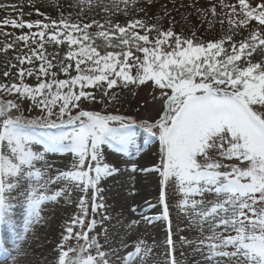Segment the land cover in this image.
Listing matches in <instances>:
<instances>
[{"label":"snow or ice","instance_id":"snow-or-ice-1","mask_svg":"<svg viewBox=\"0 0 264 264\" xmlns=\"http://www.w3.org/2000/svg\"><path fill=\"white\" fill-rule=\"evenodd\" d=\"M227 7L237 17H229L230 25L249 27L255 22L239 42L231 34L210 41L199 40L195 33L182 37L172 27L164 29L139 18L123 25L111 20L102 24L61 14L45 23L25 21L21 12L19 19L0 21L3 27L39 29L16 36L0 49L7 52L17 41L25 47L30 41L38 45L16 57L19 83H0V97L15 96L0 98V225H6L19 242L15 256L0 243L4 261L12 257V264H21L18 257L27 255L23 245L43 219L44 206L71 202L77 189L79 212L57 245L55 264H181L176 252L185 247L193 254L189 264H264V0H236ZM211 11L215 13V7ZM37 13L44 15L38 9ZM45 42L67 44L60 71L68 79H57ZM33 59L41 61L38 69L23 67ZM33 74L38 83H24V77ZM149 81L160 92L163 111L154 123L144 121L140 127L158 137L160 164L140 170L161 177L159 201L168 222L164 261L154 244L138 241L128 251L120 241L113 248L109 231L103 228L112 217L107 215L100 183L122 171L105 162L103 146L126 155L133 148L138 152L136 121L80 108L82 100H95L88 88L108 96L117 87ZM20 98L31 101L39 114L24 115ZM59 153L73 156L71 168L54 170L48 154ZM136 170L132 164L131 171ZM170 185L176 193L177 215L187 220L186 228L176 232ZM89 210L95 215L83 230ZM97 215L102 233L90 235L98 226ZM21 221L23 234L17 231ZM76 225L82 230L74 231ZM192 231L195 237L180 234ZM72 239L76 246L68 245Z\"/></svg>","mask_w":264,"mask_h":264},{"label":"rangeland","instance_id":"rangeland-1","mask_svg":"<svg viewBox=\"0 0 264 264\" xmlns=\"http://www.w3.org/2000/svg\"><path fill=\"white\" fill-rule=\"evenodd\" d=\"M235 4L236 0H152L151 4L148 3V0H0V5L6 6L0 8V21L5 17L19 19L21 12L25 21L40 19L45 23L48 22L49 18L58 19L61 14L65 17L70 15L73 21L83 20L88 23L95 19L102 24L106 20H111L113 23L119 22L123 25L129 19L139 18L149 24H159L164 29L172 27L173 30H178L185 36H190V34L203 27L209 35L217 34L219 37L224 38L231 34L233 40L239 42L250 34L255 22L250 21L249 27L237 28L235 25H230L229 17L233 20L237 17L232 14V9L227 5ZM213 7L216 9L215 13L211 11ZM37 9L44 15H39ZM105 9H108V11H105ZM37 31L39 29L35 27L30 30L27 27L16 29L11 26L3 27L0 25V49H3L6 42L14 41L18 35ZM92 31H95V28ZM4 33H11V36H6ZM33 48L38 49L35 41H30L27 47L24 46V42L17 41L13 49H9L7 52L0 50V83L14 81L19 83L16 73L20 65L16 57L29 54ZM44 51L48 59H51L56 65L53 70L57 72V79H68V75L60 71V63L66 62L65 54L68 47L45 42ZM255 58L259 59V57ZM40 63L39 59H33L32 64L26 63L23 67L38 69ZM11 65H16V67H11ZM5 71L10 72L8 77L4 76ZM71 74L75 75V72L73 71ZM48 79H51V77H48ZM24 83L35 86L38 83L37 76L35 74L32 76L26 75ZM86 91L92 92L95 100H82L80 103L81 109L97 111L104 115L113 114L131 117L137 124L136 146L139 148L138 152L133 148L131 155H126L117 153L106 145L103 146L105 162L122 170L121 174L105 178L100 183V187L103 189L101 194L107 205V215L112 217L110 221L105 222L103 225V228L109 231L108 243L116 248L117 244L123 241L127 245L128 251L134 250V246L138 241L145 242L148 245L154 244L159 252V259L164 261L168 222L162 218V205L159 201L161 177L159 173L154 171H145L141 174L131 171L132 164H135L137 169H152L160 164L158 137H152L140 127L144 121L154 123L162 113L160 92L151 81L143 85H129L127 88L117 87L110 90L108 96H105L101 89L88 88ZM0 98L15 99V96L5 94ZM18 102L22 106L24 115L36 116L39 114V109L32 108L31 101L20 98ZM76 111L77 109H73V114ZM40 150H42V146H40ZM48 158L53 163L54 170H66L71 168L74 163L73 156L68 153L48 154ZM151 180L154 181L157 189L150 194L152 200L145 203L141 196L134 193L140 185H148ZM79 195V190L74 189L71 202L60 200L59 203L46 204L42 212L43 219L27 235V243L23 245V248L25 250L34 248L40 254L52 253L53 257H57V245L61 243L63 235L66 234V227L79 212L77 207ZM90 196L91 193H89ZM168 196L169 204L172 206V230L176 232L178 229L186 228L187 220L177 215L174 186H169ZM132 203L136 204L133 212L130 208ZM149 205L154 207L150 208ZM93 215L95 214L89 210L83 230H87L88 221ZM145 217L158 218L160 222L156 223L153 219L149 221ZM96 219L98 226L90 235H95L97 232L102 233L98 215ZM132 221L137 223L132 224ZM121 225H123V228H121ZM81 230L79 225L74 228V231ZM17 231L23 234L22 221L18 224ZM180 234L195 237L197 233L192 231ZM113 237H116L115 243ZM11 238L14 240L12 243L6 240L5 247H9L12 256H15L14 249L19 242L16 240L15 235L11 234ZM67 243L70 246L77 245L75 239L69 240ZM80 243H83V241H80ZM101 243H104V241L101 240ZM104 250L108 251L107 246ZM120 251L123 253L125 249L121 247ZM181 251L185 255H181ZM176 256L181 264H189L193 254L190 248L185 247L184 249H178ZM29 258L28 255L18 257L21 264H32ZM0 264H12V257H9L5 262L4 259H0Z\"/></svg>","mask_w":264,"mask_h":264},{"label":"bare ground","instance_id":"bare-ground-1","mask_svg":"<svg viewBox=\"0 0 264 264\" xmlns=\"http://www.w3.org/2000/svg\"><path fill=\"white\" fill-rule=\"evenodd\" d=\"M141 168H138L136 170L137 174H141L144 173L145 171H141ZM154 181L151 180L150 184L146 185H140L139 188L136 190V192L134 194L141 196L143 201L145 203L150 202L152 199L150 198V194L153 193V191H155L157 189V187L155 186V183L153 185ZM136 204L132 203L131 204V210L133 212V209H135ZM130 210V211H131ZM154 222L158 223L160 222L158 218H154L153 219ZM0 243H2L4 246H6V240L9 243H12V241L14 239L11 238V234L9 233V229L6 225H0ZM27 255L30 257L29 260L31 261L32 264H55L56 261V257H53L52 253H48V254H40L39 252H36V249L34 248H30L28 250H26ZM0 259H3V252L0 251ZM5 262V261H4Z\"/></svg>","mask_w":264,"mask_h":264},{"label":"trees","instance_id":"trees-1","mask_svg":"<svg viewBox=\"0 0 264 264\" xmlns=\"http://www.w3.org/2000/svg\"><path fill=\"white\" fill-rule=\"evenodd\" d=\"M60 17H58L59 19ZM174 32L180 34L182 37H191L192 34H190V36H185L182 34V32L178 31V30H173ZM153 36H155V33H152ZM195 36L196 38H198L199 40H203V41H210V40H218V39H221L222 37H219L217 34H213V35H209L207 33V31L201 27L200 29H198L196 32H195ZM66 47L67 44H64ZM226 47H229V45H225ZM142 55V54H141Z\"/></svg>","mask_w":264,"mask_h":264}]
</instances>
